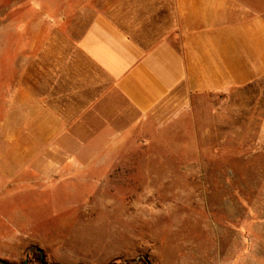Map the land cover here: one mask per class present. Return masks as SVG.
I'll list each match as a JSON object with an SVG mask.
<instances>
[{"label":"rangeland","instance_id":"1","mask_svg":"<svg viewBox=\"0 0 264 264\" xmlns=\"http://www.w3.org/2000/svg\"><path fill=\"white\" fill-rule=\"evenodd\" d=\"M91 1L0 0V264H264V79L144 120L111 101L86 136L20 133L70 60L36 40L81 32Z\"/></svg>","mask_w":264,"mask_h":264},{"label":"crops","instance_id":"2","mask_svg":"<svg viewBox=\"0 0 264 264\" xmlns=\"http://www.w3.org/2000/svg\"><path fill=\"white\" fill-rule=\"evenodd\" d=\"M83 18L81 32L49 46L42 33L36 40L40 56L50 47L70 60L52 75L49 102L36 83L35 126L20 133L86 136L92 120L107 121L111 101L115 120H144L173 96L227 94L264 79V0H92ZM77 140L82 149H66L85 151Z\"/></svg>","mask_w":264,"mask_h":264},{"label":"water","instance_id":"3","mask_svg":"<svg viewBox=\"0 0 264 264\" xmlns=\"http://www.w3.org/2000/svg\"><path fill=\"white\" fill-rule=\"evenodd\" d=\"M28 262H29V260H27L25 264H28Z\"/></svg>","mask_w":264,"mask_h":264}]
</instances>
